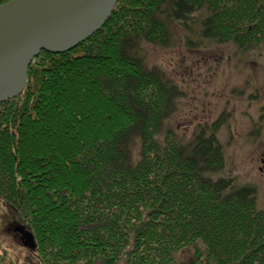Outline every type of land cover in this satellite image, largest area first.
<instances>
[{
	"label": "trees",
	"instance_id": "trees-1",
	"mask_svg": "<svg viewBox=\"0 0 264 264\" xmlns=\"http://www.w3.org/2000/svg\"><path fill=\"white\" fill-rule=\"evenodd\" d=\"M168 22L264 48V0H118L88 39L42 50L0 103V199L42 264H264L256 187L216 175L214 131L185 140L168 122L180 89L142 53L168 44Z\"/></svg>",
	"mask_w": 264,
	"mask_h": 264
},
{
	"label": "rangeland",
	"instance_id": "rangeland-1",
	"mask_svg": "<svg viewBox=\"0 0 264 264\" xmlns=\"http://www.w3.org/2000/svg\"><path fill=\"white\" fill-rule=\"evenodd\" d=\"M169 24L167 45H142L149 65L160 68L180 89L169 124L185 140L199 127L214 131L224 152V167L216 175L253 184L263 208L264 48L243 52L231 43L197 39L198 25L189 31ZM190 38L194 40L188 44ZM28 242L32 245L34 236L27 221L1 198L0 243L6 258L12 264H42Z\"/></svg>",
	"mask_w": 264,
	"mask_h": 264
},
{
	"label": "water",
	"instance_id": "water-1",
	"mask_svg": "<svg viewBox=\"0 0 264 264\" xmlns=\"http://www.w3.org/2000/svg\"><path fill=\"white\" fill-rule=\"evenodd\" d=\"M117 1L9 0L0 5V84H8L0 90V103L25 88L28 67L42 50L60 53L88 39L109 19Z\"/></svg>",
	"mask_w": 264,
	"mask_h": 264
},
{
	"label": "bare ground",
	"instance_id": "bare-ground-1",
	"mask_svg": "<svg viewBox=\"0 0 264 264\" xmlns=\"http://www.w3.org/2000/svg\"><path fill=\"white\" fill-rule=\"evenodd\" d=\"M2 5V4H1ZM7 87H8V84H6V83H1L0 84V90H5V89H7ZM22 92V91H21ZM5 102V101H4Z\"/></svg>",
	"mask_w": 264,
	"mask_h": 264
}]
</instances>
